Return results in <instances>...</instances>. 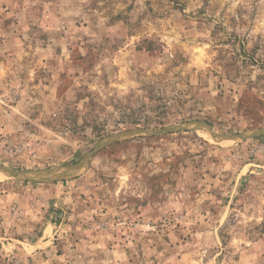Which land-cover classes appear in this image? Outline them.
<instances>
[{"label":"rangeland","instance_id":"rangeland-1","mask_svg":"<svg viewBox=\"0 0 264 264\" xmlns=\"http://www.w3.org/2000/svg\"><path fill=\"white\" fill-rule=\"evenodd\" d=\"M81 161L0 175V264H264V0H0V166Z\"/></svg>","mask_w":264,"mask_h":264},{"label":"water","instance_id":"water-1","mask_svg":"<svg viewBox=\"0 0 264 264\" xmlns=\"http://www.w3.org/2000/svg\"><path fill=\"white\" fill-rule=\"evenodd\" d=\"M239 136L241 135H234L232 136L231 138L235 139V138H239ZM102 146L105 145V143H102L101 144ZM84 161H81L79 163H77L76 165H73V166H70L68 169L66 170H63V171H52L50 174H47V175H55V177H48V178H34L33 175H36V174H39V175H46V174H41V173H33V174H24V173H20V172H14V171H10V170H7L6 168L4 167H1L0 166V172H2L3 174H6L8 176H12V177H17V178H26V179H30V180H49V179H54V178H58V177H68V176H71V175H74L76 173L79 172V170H81L83 167H84ZM46 175V176H47Z\"/></svg>","mask_w":264,"mask_h":264},{"label":"bare ground","instance_id":"bare-ground-1","mask_svg":"<svg viewBox=\"0 0 264 264\" xmlns=\"http://www.w3.org/2000/svg\"><path fill=\"white\" fill-rule=\"evenodd\" d=\"M0 175H1V177L4 176V174H0ZM33 177L34 178H48V176H44V175H33Z\"/></svg>","mask_w":264,"mask_h":264}]
</instances>
